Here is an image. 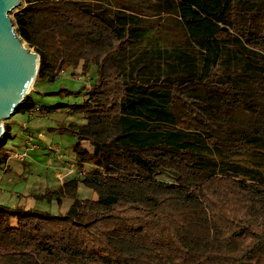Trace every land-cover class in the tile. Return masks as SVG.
Instances as JSON below:
<instances>
[{
    "label": "trees",
    "instance_id": "obj_1",
    "mask_svg": "<svg viewBox=\"0 0 264 264\" xmlns=\"http://www.w3.org/2000/svg\"><path fill=\"white\" fill-rule=\"evenodd\" d=\"M145 2L24 0L14 15L41 58L35 85L97 67L90 87L48 94L81 104L31 92L15 111L70 107L81 131H51L77 139L79 168L97 167L42 197L71 198L65 215L0 204V264H264V173L231 161L264 159V0H156L151 15ZM163 15L182 47L158 43Z\"/></svg>",
    "mask_w": 264,
    "mask_h": 264
},
{
    "label": "crops",
    "instance_id": "obj_2",
    "mask_svg": "<svg viewBox=\"0 0 264 264\" xmlns=\"http://www.w3.org/2000/svg\"><path fill=\"white\" fill-rule=\"evenodd\" d=\"M75 71L76 72L74 73L80 74L81 67H79ZM92 71L93 66L89 74L85 76V78L87 77V81L90 80ZM84 81L86 80L84 79ZM87 81L83 83L86 84L85 86L90 87L91 84L89 83V81ZM38 85L39 83L34 85L32 91L33 94L36 93L38 95L51 97L50 95H48L51 91H39L37 90ZM83 100L84 96H82V102ZM64 115L73 116L69 121L68 119H63ZM85 123L86 119L84 117L71 113L70 107H64L62 109L54 110L45 118H32L28 113L21 112L14 114V116L7 122L10 127V139L7 141V144L5 146V150L9 155L8 164L10 168L6 173V178H2L1 183L8 182L13 184L21 182L22 184H24V186L21 187V193H15L14 191L8 193L6 190L1 189L0 204L12 208L23 207L27 210H34L33 208L35 201L43 200V196H46L47 194L52 192L59 191L67 180L73 178H65V180H62L65 175H68L69 170L75 168L77 171H82L85 168H96L97 165L94 163H86L83 168H79L77 166V157L75 153L70 160L66 159L65 155H63L62 153V149L59 143L56 142V140L58 139L57 135L62 134L51 131V129L55 128H65L79 132L81 131ZM46 124H48V126ZM81 143L83 148L87 149L90 153L94 151L93 146L89 142L82 141ZM87 145H89L90 147L88 148ZM26 151L28 152V157L24 160H20L15 157L16 155L22 154ZM45 154H53L55 157L53 159L55 163L52 165L49 162V165H47L46 167L53 170V175L41 173L40 167L42 166L39 163L40 161H38L37 159L39 155ZM78 197L81 200H97L98 195L93 190L81 185L79 187ZM67 198L71 199L69 197H64L61 203L56 200H53L52 202H57L59 205H62L64 200ZM72 202L73 200L71 199L70 206ZM13 223L15 224L16 222L14 221Z\"/></svg>",
    "mask_w": 264,
    "mask_h": 264
},
{
    "label": "rangeland",
    "instance_id": "obj_3",
    "mask_svg": "<svg viewBox=\"0 0 264 264\" xmlns=\"http://www.w3.org/2000/svg\"><path fill=\"white\" fill-rule=\"evenodd\" d=\"M21 1H22V6L11 13V18L13 21H14V15L21 8H23L25 6L24 0H21ZM143 1H146L145 2L146 4L144 5L143 10L145 12H148L151 15L152 10H150L148 8V5L156 2V0H143ZM156 18H158V17H156ZM155 21H158L159 27H157V29H153L151 27L150 28L152 31H154V35H157L158 43L163 42L162 44H164L165 41H170L171 43H176L179 47H182L183 43L177 42L178 41V35L182 31V29L180 27L179 28L176 27V29L174 30V28H173V27H175L174 23H170V21L168 22V17L166 15L161 16L160 18H158ZM150 22H152V21H150ZM14 23H15V21H14ZM147 25L150 26L149 22H147ZM171 26H172V28H171ZM23 44L26 48H30L32 50V52H35L34 49L31 48L26 42H23ZM143 48L144 47L139 48L138 50L135 49L133 51H126V54H133V52H135V54H138V53L142 54V52H144ZM148 48H149V50L147 52L149 53L150 50L153 49V46H151V47L148 46ZM74 72H76V71L73 69H68L66 72L63 73L62 77H60L56 82H48V81L41 82V83H39L37 90H39V91L49 90L51 92H59L61 89H69V90H73V91L80 90L83 88L84 85H86L83 82L87 81V77L85 78V76L81 75V73L76 74ZM96 76H97V67L93 66V71H92L93 80H91L90 82H92V81L96 82ZM84 79L86 81H84ZM81 80H83V81H81ZM33 97H34L35 102L41 106L42 105L51 106V105H55L58 103L74 105V104H80L82 102V96H79V97L67 96L65 93H61L58 95H51V97H46L45 95H38V94L34 93ZM72 116L71 115H64L63 119H68L70 121ZM8 121H4L3 124L5 125ZM46 125L48 126V124H46ZM57 136H58V139L56 140V142L59 143V145L62 149L63 155H65L66 159L70 160L74 156L73 145L76 143L77 139L71 135H57ZM59 138H61V139H59ZM87 147L89 148L90 146L87 145ZM50 155H47V154L39 155L37 160L40 161L39 163L42 166V167H40L41 173L53 175V170H51V168H46L47 165H49V162L52 165L55 163V161L53 160L55 158L54 155L53 154H50ZM57 156H58V154H57ZM231 161H234V162H236L240 165L246 166V167H250V168L259 170V171L264 173V159L263 158L252 157V156H235V157L231 158ZM6 173L2 174V172L0 170V176L2 178H4V177L6 178ZM67 173H68V171H67ZM68 175H65L62 180H65V178H71V177L75 176V175L69 174V173H68ZM7 183L8 182H5V183L0 182V189L6 190L8 193H10L11 191H14L15 193H21V187L24 186V184H22L21 182L13 183V184H11V183L7 184ZM70 203H71V199H68V198L64 200L62 205H59L57 202L51 203V202H48L47 200H37L34 202V208L33 209L35 211L48 213V214H52V215H65L66 212L68 211Z\"/></svg>",
    "mask_w": 264,
    "mask_h": 264
},
{
    "label": "water",
    "instance_id": "obj_4",
    "mask_svg": "<svg viewBox=\"0 0 264 264\" xmlns=\"http://www.w3.org/2000/svg\"><path fill=\"white\" fill-rule=\"evenodd\" d=\"M21 6V0H0V139L3 122L14 116L33 91L41 63L39 54L24 46L11 18Z\"/></svg>",
    "mask_w": 264,
    "mask_h": 264
},
{
    "label": "built area",
    "instance_id": "obj_5",
    "mask_svg": "<svg viewBox=\"0 0 264 264\" xmlns=\"http://www.w3.org/2000/svg\"><path fill=\"white\" fill-rule=\"evenodd\" d=\"M29 115L32 118H45L48 116V114L46 112H44L41 108H35L32 112H30ZM15 157L17 159L24 160L25 158L28 157V152L26 151L22 154L16 155ZM7 171H9V164L8 163L1 169L2 174H5ZM75 173H80V172H78L75 168L69 170V174H75ZM82 174H84V172ZM1 181H2V177L0 176V182ZM0 191H1V189H0Z\"/></svg>",
    "mask_w": 264,
    "mask_h": 264
}]
</instances>
